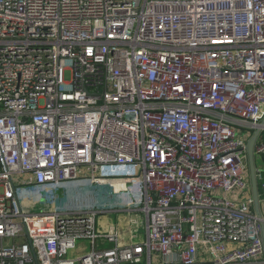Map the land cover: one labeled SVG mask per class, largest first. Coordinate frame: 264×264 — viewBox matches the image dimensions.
<instances>
[{
	"label": "built area",
	"instance_id": "obj_1",
	"mask_svg": "<svg viewBox=\"0 0 264 264\" xmlns=\"http://www.w3.org/2000/svg\"><path fill=\"white\" fill-rule=\"evenodd\" d=\"M262 226L264 0H0V264H264Z\"/></svg>",
	"mask_w": 264,
	"mask_h": 264
},
{
	"label": "water",
	"instance_id": "obj_2",
	"mask_svg": "<svg viewBox=\"0 0 264 264\" xmlns=\"http://www.w3.org/2000/svg\"><path fill=\"white\" fill-rule=\"evenodd\" d=\"M258 135V131L256 133H254L252 135V137H250V139H248L247 143H246V147H247V153H248V166H249V172H250V183L252 184V191H253V198H254V202H255V208L256 211L258 213V202H257V184H255V165L253 162V145L255 142V139ZM262 238H263V242H264V226H262Z\"/></svg>",
	"mask_w": 264,
	"mask_h": 264
},
{
	"label": "crops",
	"instance_id": "obj_3",
	"mask_svg": "<svg viewBox=\"0 0 264 264\" xmlns=\"http://www.w3.org/2000/svg\"><path fill=\"white\" fill-rule=\"evenodd\" d=\"M113 219H112V217ZM115 222H118V217H114V215L111 214H104L101 215L98 221V224L101 228H106L109 225H111V223L115 224ZM128 240L126 234H122V242H126Z\"/></svg>",
	"mask_w": 264,
	"mask_h": 264
},
{
	"label": "rangeland",
	"instance_id": "obj_4",
	"mask_svg": "<svg viewBox=\"0 0 264 264\" xmlns=\"http://www.w3.org/2000/svg\"><path fill=\"white\" fill-rule=\"evenodd\" d=\"M104 191H105L106 193H108V192L110 191V188H108V186H105V187H104ZM117 214H118V213H115V214H112V215H114V217H116ZM111 217H112V216H111ZM112 219H113V217H112ZM68 256H69V257H75V256H76V253L69 252ZM142 264H143V263H142Z\"/></svg>",
	"mask_w": 264,
	"mask_h": 264
}]
</instances>
